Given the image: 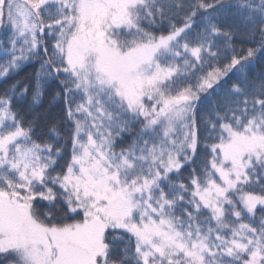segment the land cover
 I'll return each mask as SVG.
<instances>
[{
    "label": "snow or ice",
    "instance_id": "snow-or-ice-1",
    "mask_svg": "<svg viewBox=\"0 0 264 264\" xmlns=\"http://www.w3.org/2000/svg\"><path fill=\"white\" fill-rule=\"evenodd\" d=\"M0 264H264V0H0Z\"/></svg>",
    "mask_w": 264,
    "mask_h": 264
},
{
    "label": "trees",
    "instance_id": "trees-1",
    "mask_svg": "<svg viewBox=\"0 0 264 264\" xmlns=\"http://www.w3.org/2000/svg\"><path fill=\"white\" fill-rule=\"evenodd\" d=\"M28 71L30 72V71H31V69L29 68V69H28Z\"/></svg>",
    "mask_w": 264,
    "mask_h": 264
}]
</instances>
